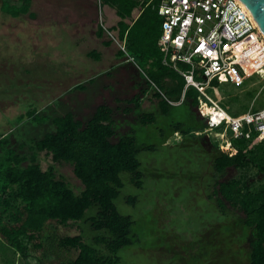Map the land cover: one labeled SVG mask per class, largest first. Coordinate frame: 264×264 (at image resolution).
<instances>
[{
  "label": "rangeland",
  "instance_id": "1",
  "mask_svg": "<svg viewBox=\"0 0 264 264\" xmlns=\"http://www.w3.org/2000/svg\"><path fill=\"white\" fill-rule=\"evenodd\" d=\"M105 9L99 0H31L32 18L28 14L12 18L0 11V135H7L21 154L31 155L33 141L53 130L50 118L75 112L77 119L85 121L97 105H111L116 130L112 141L131 131L138 148L150 147L137 155L143 174L141 186L131 184V175L122 173L123 187L114 201L119 213L132 221V243L117 252L121 264H249V234L242 224L243 212L228 205L221 208L212 192L215 149L210 139L215 141L216 131L207 130L197 108L183 103L163 114L155 102L143 103L141 109L154 114L155 122L141 125L136 112L122 111L127 105L113 101L133 98L138 90L131 82L143 80V76L136 74L132 62L124 63L127 52L117 55L120 47L114 41L106 48L102 45V40H110L107 33L102 39L96 36L99 25L111 27ZM133 14L136 16L138 9ZM92 51L101 53L100 60L88 55ZM256 55L239 82L224 81L217 88H207L230 116L264 105V42ZM107 64H117L112 67V78L98 77L88 85L87 79ZM80 81L88 87L81 96L80 91L60 96ZM105 81H110V88ZM102 86L108 89L100 92ZM29 111L49 119L34 121L28 117ZM179 124L191 133L175 131ZM20 145H24L22 149ZM254 146L248 145V150ZM37 159L42 169L53 165L58 177L77 193L82 190L70 164L54 163L44 153ZM231 178L247 180L253 191L264 183L254 164L245 169L228 168L219 180ZM129 198L134 202H128ZM95 213V209H88L85 217ZM47 232L58 237L82 235L92 245L96 234L83 221L65 226L52 222ZM76 254L75 250L54 251L43 257L38 251L23 258L7 249L0 238V264H61Z\"/></svg>",
  "mask_w": 264,
  "mask_h": 264
},
{
  "label": "trees",
  "instance_id": "2",
  "mask_svg": "<svg viewBox=\"0 0 264 264\" xmlns=\"http://www.w3.org/2000/svg\"><path fill=\"white\" fill-rule=\"evenodd\" d=\"M160 1L99 0V3L115 10L119 21L109 30L117 31L118 40L125 44V51L147 78V84L155 85L153 96L159 99L160 112L165 114L172 107L165 98L179 101L184 79L162 62L163 56L157 45L162 24L158 14ZM30 5V0H2L0 11L12 18L26 14L32 18ZM135 9L139 10V15L134 19ZM104 34L103 26L99 25L96 36L103 38ZM111 42L106 41L104 45ZM88 55L99 58L94 51ZM117 55L123 56L124 52L119 50ZM222 79H214L211 86L217 88ZM132 101L135 108L140 107L138 98ZM183 103L197 107L194 88L187 90ZM124 111L130 112V109ZM27 114L34 121L43 118L47 121L46 117L38 118L35 111ZM113 115L111 107L101 104L85 121L76 119L72 113L55 117L52 119L54 131L33 141L29 146L31 155L21 154L11 145L7 135H0V238L7 249L23 258L38 251L46 257L54 251L75 250L76 256L61 264H121L117 252L132 243V221L119 213L114 201L123 187L122 173L131 175V184L141 186L143 174L137 155L140 150H150V147L138 148L132 132L112 141L116 136ZM137 117L141 125L155 122V115L149 112H139ZM174 129L184 135L191 133L180 124ZM250 144L246 140H232L229 148L213 146L212 192L219 198L221 208L228 205L233 211L243 212L242 224L249 234V264H264V183L253 191L252 184L243 178L219 180L228 168L245 169L252 164L264 178V141L248 150ZM39 153L50 156L54 163L70 164L82 190L77 193L58 177L53 165L42 169L37 159ZM128 202L133 203L134 199L129 198ZM88 209H95V215L85 217ZM79 221L85 222L90 231L96 233L92 237L93 245L82 235L58 237L47 232L52 222L65 226Z\"/></svg>",
  "mask_w": 264,
  "mask_h": 264
},
{
  "label": "built area",
  "instance_id": "3",
  "mask_svg": "<svg viewBox=\"0 0 264 264\" xmlns=\"http://www.w3.org/2000/svg\"><path fill=\"white\" fill-rule=\"evenodd\" d=\"M158 14L162 18L157 42L162 62L184 79L180 100L173 102L165 98L168 104L181 105L187 90L194 88L196 108L205 119L207 130H215L225 142L223 148L217 145L218 148L231 147L232 140H246L251 144L264 141V105L230 116L207 92L216 78H223L221 83L239 82L246 65L256 58L264 42V35L244 4L240 0H161ZM104 30L126 53L124 43L109 29ZM125 58L134 63L127 53Z\"/></svg>",
  "mask_w": 264,
  "mask_h": 264
},
{
  "label": "crops",
  "instance_id": "4",
  "mask_svg": "<svg viewBox=\"0 0 264 264\" xmlns=\"http://www.w3.org/2000/svg\"><path fill=\"white\" fill-rule=\"evenodd\" d=\"M31 1V0H30ZM105 7H106V9H105V13H106V15H107V18H108V22H109V24L111 25V27L110 28H112V27H114V26H116V24L118 23V21H119V18L117 17V15L115 14V10L114 9H112L111 7H109V6H106V5H104ZM30 7H31V5H30ZM136 10V9H135ZM133 13H134V11H133ZM132 13V17L135 19V18H137L138 17V15H139V10H138V14L136 15V16H134V14ZM127 21H129V20H127ZM110 28H108V29H110ZM112 32H115L116 33V36H117V31L116 30H112ZM99 39H102V38H99ZM106 41H109V40H106ZM105 40H102V45L106 48V47H108V46H110L111 44H112V42L110 43V45H104V42H106ZM95 52V51H94ZM98 55H99V58H96V59H93V60H95V61H98V60H100V58H101V53H98V52H96ZM115 59V58H114ZM125 59V62L124 63H127V64H129V63H131V62H127L126 61V58H124ZM116 60H119V59H117V55H116ZM138 68V70L135 68V66ZM132 65H133V70L136 72V74H139L140 76H143V80H137V81H133V82H131V87L133 86V83H134V85H135V87H137V89L136 90H138L137 91V94L133 97V98H131V99H123V100H119V99H114L113 101L115 102V103H125L127 106H125L124 108H122L121 110L122 111H124L125 109H130V112H136V114H138L139 112H146L145 110H142L141 109V106L143 105V103H151V102H155L156 103V105H157V108H158V110L160 111V107H159V99H157V98H155L153 95H154V87H152V86H150V85H148L147 84V81H146V79H145V76H144V74L142 73V71L140 70V68L135 64V63H133ZM114 65H117V64H114ZM113 65V66H114ZM112 66V67H113ZM112 67H109L108 66V64L106 65V67L104 68V69H102L101 71H97L96 72V75L95 76H93V77H91V78H88L87 79V83H88V85L90 84H92L93 82H94V80L95 79H98V77H100V78H104V77H106V79L107 80H109L108 78H112ZM90 80H92V81H90ZM140 81H145V84H144V82H140ZM103 83H110V81L108 82V81H105V82H103ZM68 84H71V83H68ZM78 85H83L84 86V88L83 89H78L77 88V86ZM105 86H106V84H105ZM110 84H109V88H110ZM86 88H88L84 83H82L81 81L80 82H75V83H73V84H71L70 86H69V89H67V90H65V91H63L61 94H60V96L61 97H67V95H69L70 93H77V91H80V93L78 94V96H81L82 94H83V92H85L87 89ZM101 89H102V91H100V92H105L108 88H105V87H101ZM77 95V94H76ZM135 98H138V101H139V103H140V107L139 108H135L134 107V103H133V99H135ZM102 104H106V105H108L109 107H111L112 109H113V111H114V108L111 106V105H109V104H107V103H102ZM99 105H101V104H99ZM99 105H97L96 107H94V109H92V111H91V113L89 114V116H88V118L93 114V112L95 111V109L99 106ZM141 111H140V110ZM70 113V112H69ZM81 112H79V114H80ZM73 114V113H72ZM74 117L77 119V116L78 115H76L75 114V112H74ZM48 119L49 118H47V121H48ZM52 119L53 118H50V120H51V123H52ZM113 119H114V115H113ZM79 120V119H78ZM54 129H55V127H53V130H51V132L52 131H54ZM131 132V131H130ZM117 141V140H116Z\"/></svg>",
  "mask_w": 264,
  "mask_h": 264
},
{
  "label": "water",
  "instance_id": "5",
  "mask_svg": "<svg viewBox=\"0 0 264 264\" xmlns=\"http://www.w3.org/2000/svg\"><path fill=\"white\" fill-rule=\"evenodd\" d=\"M254 18L260 32L264 35V0H240Z\"/></svg>",
  "mask_w": 264,
  "mask_h": 264
},
{
  "label": "bare ground",
  "instance_id": "6",
  "mask_svg": "<svg viewBox=\"0 0 264 264\" xmlns=\"http://www.w3.org/2000/svg\"><path fill=\"white\" fill-rule=\"evenodd\" d=\"M213 137L215 138V141H216V143H217L219 146H222V145L225 144V142H223V141L221 140V137H220V134H219V133L214 132Z\"/></svg>",
  "mask_w": 264,
  "mask_h": 264
},
{
  "label": "flooded vegetation",
  "instance_id": "7",
  "mask_svg": "<svg viewBox=\"0 0 264 264\" xmlns=\"http://www.w3.org/2000/svg\"><path fill=\"white\" fill-rule=\"evenodd\" d=\"M210 142H211V141H210ZM211 145H212V146H215V144H214L213 142H211Z\"/></svg>",
  "mask_w": 264,
  "mask_h": 264
}]
</instances>
